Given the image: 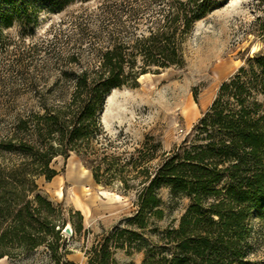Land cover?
<instances>
[{
    "label": "trees",
    "instance_id": "1",
    "mask_svg": "<svg viewBox=\"0 0 264 264\" xmlns=\"http://www.w3.org/2000/svg\"><path fill=\"white\" fill-rule=\"evenodd\" d=\"M73 1L0 0V47L4 29L29 28L40 10L61 13ZM226 1L103 0L83 11L65 37L71 47L52 49L63 66L50 98L2 120L0 260L45 245L53 255L62 246L56 264H74L65 258L66 224L37 193L39 178L58 175L53 160L73 153L97 185L116 187L133 203L130 217L85 250L86 264H129L117 260L119 251L142 253L141 264H264L256 261L250 224L255 218L264 230V57L249 59L222 83L209 109L169 151L152 137L122 148L101 125L112 91L182 68L195 25ZM162 189L188 201L177 224L164 229L157 226L164 218Z\"/></svg>",
    "mask_w": 264,
    "mask_h": 264
},
{
    "label": "rangeland",
    "instance_id": "2",
    "mask_svg": "<svg viewBox=\"0 0 264 264\" xmlns=\"http://www.w3.org/2000/svg\"><path fill=\"white\" fill-rule=\"evenodd\" d=\"M101 1L75 0L61 13L42 9L29 28L14 24L2 31L0 126L5 123L2 120H9L21 108L34 106L41 96L50 98L48 90L63 66L53 60L52 49L71 47L65 37L72 24L85 9L93 10ZM184 49L182 68L141 76L136 86L116 89L106 98L107 102L111 97L108 106L105 102L101 125L111 139L124 144L122 148L131 150L152 137L163 151H169L183 140L212 105L221 84L245 67L249 59L264 57V5L255 0H227L195 25ZM51 166L58 175L49 182L39 178L37 193L53 203L60 225L76 229L72 238L61 232L69 252L65 258L74 264H86L84 252L96 236L131 216L132 199L116 187L97 185L91 171L73 153L67 159L55 158ZM77 183L81 191L97 201L90 210L75 197ZM159 194L164 218L157 226L164 229L177 224L188 201L173 199L167 189ZM250 224L256 261L263 262L264 230L255 218ZM63 253L62 246L53 255L43 245L30 252L18 250L12 258L1 259L0 264H56ZM116 258L120 263L141 264L143 255L119 251Z\"/></svg>",
    "mask_w": 264,
    "mask_h": 264
},
{
    "label": "bare ground",
    "instance_id": "3",
    "mask_svg": "<svg viewBox=\"0 0 264 264\" xmlns=\"http://www.w3.org/2000/svg\"><path fill=\"white\" fill-rule=\"evenodd\" d=\"M110 98H111V97H109V98L107 99L106 106L109 105V103H110ZM103 116H104V114H103ZM85 172H87V171L85 170ZM79 185H80V183H77V185L75 186V189H74V191H73L74 194H75V197L77 198V200H78L79 202L82 203V206H83L86 210H90L91 207H93L92 205L95 204V203H97V201H95V198H93L91 195H87V194H85V192L81 191ZM108 194H109V193H108ZM98 206H100V205H98Z\"/></svg>",
    "mask_w": 264,
    "mask_h": 264
},
{
    "label": "water",
    "instance_id": "4",
    "mask_svg": "<svg viewBox=\"0 0 264 264\" xmlns=\"http://www.w3.org/2000/svg\"><path fill=\"white\" fill-rule=\"evenodd\" d=\"M62 233L68 237V238H72L73 237V229L71 228V225L67 224L64 226Z\"/></svg>",
    "mask_w": 264,
    "mask_h": 264
}]
</instances>
